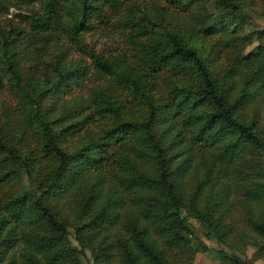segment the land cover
<instances>
[{
	"label": "trees",
	"instance_id": "trees-1",
	"mask_svg": "<svg viewBox=\"0 0 264 264\" xmlns=\"http://www.w3.org/2000/svg\"><path fill=\"white\" fill-rule=\"evenodd\" d=\"M161 1L0 0L27 11L0 27V264H191L186 215L264 258L254 0ZM109 25L124 44L85 41Z\"/></svg>",
	"mask_w": 264,
	"mask_h": 264
},
{
	"label": "rangeland",
	"instance_id": "rangeland-1",
	"mask_svg": "<svg viewBox=\"0 0 264 264\" xmlns=\"http://www.w3.org/2000/svg\"><path fill=\"white\" fill-rule=\"evenodd\" d=\"M146 2L148 5H151L156 0H140ZM161 1V0H159ZM162 2V1H161ZM145 3V4H146ZM253 10H249L251 15V21L254 24L255 28L264 29V3L261 0H254ZM252 8V9H253ZM27 14L25 7H19L14 4L8 5L7 9L5 7H0V27L7 29L8 24H20L26 20L24 15ZM84 39L87 43L96 44V48H100L105 52H111L115 46L124 44L123 35L121 32L112 27L111 25L105 26L101 31H96L95 29L90 31L84 36ZM66 42V40H61ZM68 56L77 58L81 54H77L74 50L69 49ZM84 60H86L84 58ZM87 84V83H86ZM0 99L5 100L10 104L11 107L15 106V99L6 89H3L0 93ZM76 136H73L74 139ZM183 234L191 240V243H196L199 240L203 241L211 249L207 251H197L194 254V258L191 264H225L224 258L222 256L221 245H219L214 239L207 238L202 231V228L199 226L198 221L195 218L186 215L185 230ZM71 243H76V241L70 236ZM84 251L87 254L86 249ZM252 251L250 245L247 246L245 254L249 256ZM243 257V256H242ZM253 264H264V258H258L254 260Z\"/></svg>",
	"mask_w": 264,
	"mask_h": 264
}]
</instances>
